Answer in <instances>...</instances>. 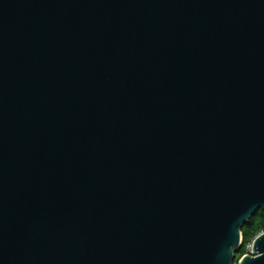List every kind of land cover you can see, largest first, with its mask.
Listing matches in <instances>:
<instances>
[{"label": "water", "instance_id": "obj_1", "mask_svg": "<svg viewBox=\"0 0 264 264\" xmlns=\"http://www.w3.org/2000/svg\"><path fill=\"white\" fill-rule=\"evenodd\" d=\"M259 209L264 0H0V264H264Z\"/></svg>", "mask_w": 264, "mask_h": 264}, {"label": "trees", "instance_id": "obj_2", "mask_svg": "<svg viewBox=\"0 0 264 264\" xmlns=\"http://www.w3.org/2000/svg\"><path fill=\"white\" fill-rule=\"evenodd\" d=\"M264 231V210L259 209L242 228L243 242L237 259L247 252V244L260 232ZM236 259V261H237Z\"/></svg>", "mask_w": 264, "mask_h": 264}, {"label": "built area", "instance_id": "obj_3", "mask_svg": "<svg viewBox=\"0 0 264 264\" xmlns=\"http://www.w3.org/2000/svg\"><path fill=\"white\" fill-rule=\"evenodd\" d=\"M253 239L247 244V252H252Z\"/></svg>", "mask_w": 264, "mask_h": 264}, {"label": "rangeland", "instance_id": "obj_4", "mask_svg": "<svg viewBox=\"0 0 264 264\" xmlns=\"http://www.w3.org/2000/svg\"><path fill=\"white\" fill-rule=\"evenodd\" d=\"M236 264V263H235Z\"/></svg>", "mask_w": 264, "mask_h": 264}]
</instances>
